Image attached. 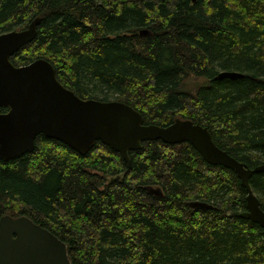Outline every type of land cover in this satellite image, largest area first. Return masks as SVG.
I'll list each match as a JSON object with an SVG mask.
<instances>
[{"label": "trees", "instance_id": "trees-1", "mask_svg": "<svg viewBox=\"0 0 264 264\" xmlns=\"http://www.w3.org/2000/svg\"><path fill=\"white\" fill-rule=\"evenodd\" d=\"M36 17L16 65L45 57L84 98L130 103L146 123L191 118L248 166L264 162V0H0V33ZM192 76L205 82L187 88ZM130 158L39 133L32 151L0 157V217L48 227L73 264H264V230L240 214L247 189L233 169L189 141L145 139ZM250 185L264 208V171Z\"/></svg>", "mask_w": 264, "mask_h": 264}, {"label": "water", "instance_id": "water-1", "mask_svg": "<svg viewBox=\"0 0 264 264\" xmlns=\"http://www.w3.org/2000/svg\"><path fill=\"white\" fill-rule=\"evenodd\" d=\"M36 17L27 27L0 33V157L20 156L35 148V139L44 133L86 153L97 140L119 151L130 164V150L145 139L169 143L189 141L212 164L233 169L248 189L247 209L241 215L257 221L264 230V208L250 186L254 172L264 171V162L248 166L213 139L208 128L191 118L175 117L168 125L146 123L141 111L119 99L84 98L57 77L52 62L39 57L16 65L10 56L37 34ZM243 76L235 70L220 71L216 77ZM148 190L162 194L160 186ZM195 207L209 208L208 201L192 200ZM70 245L51 229L27 214L5 213L0 217V264H73Z\"/></svg>", "mask_w": 264, "mask_h": 264}, {"label": "rangeland", "instance_id": "rangeland-1", "mask_svg": "<svg viewBox=\"0 0 264 264\" xmlns=\"http://www.w3.org/2000/svg\"><path fill=\"white\" fill-rule=\"evenodd\" d=\"M203 78L205 79L206 77H203V76H198V77L192 76V77H190L189 79L186 80L185 86L187 88H190V89H195L196 86H198V85H200V84L205 82V80Z\"/></svg>", "mask_w": 264, "mask_h": 264}, {"label": "bare ground", "instance_id": "bare-ground-1", "mask_svg": "<svg viewBox=\"0 0 264 264\" xmlns=\"http://www.w3.org/2000/svg\"><path fill=\"white\" fill-rule=\"evenodd\" d=\"M244 74V73H243ZM218 78V77H217ZM222 78H224V77H222ZM237 174V173H236ZM238 175V174H237ZM239 177V176H238ZM240 178V177H239ZM240 181H241V183H242V180H241V178H240ZM249 183H250V178H249ZM242 185H243V183H242ZM245 186V185H244ZM251 186V185H250ZM246 187V186H245ZM252 188V187H251ZM146 189L148 190V186L146 187ZM246 189H247V187H246ZM149 191V190H148ZM150 192V191H149ZM152 193V192H151ZM247 193H248V189H247ZM247 196V195H246ZM188 204L190 205V207H192V208H194L195 206H193V205H191L189 202H188ZM246 206H247V200H246ZM248 219H250V218H248ZM252 220V219H251ZM252 221H254V220H252ZM254 222H257V221H254ZM258 223V222H257Z\"/></svg>", "mask_w": 264, "mask_h": 264}, {"label": "flooded vegetation", "instance_id": "flooded-vegetation-1", "mask_svg": "<svg viewBox=\"0 0 264 264\" xmlns=\"http://www.w3.org/2000/svg\"><path fill=\"white\" fill-rule=\"evenodd\" d=\"M7 109H8V107H7Z\"/></svg>", "mask_w": 264, "mask_h": 264}]
</instances>
